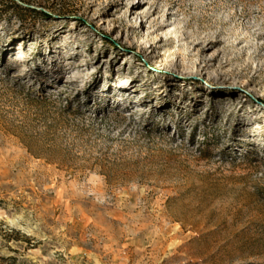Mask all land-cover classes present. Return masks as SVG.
<instances>
[{"label": "rangeland", "instance_id": "obj_1", "mask_svg": "<svg viewBox=\"0 0 264 264\" xmlns=\"http://www.w3.org/2000/svg\"><path fill=\"white\" fill-rule=\"evenodd\" d=\"M0 264H264V0H0Z\"/></svg>", "mask_w": 264, "mask_h": 264}]
</instances>
